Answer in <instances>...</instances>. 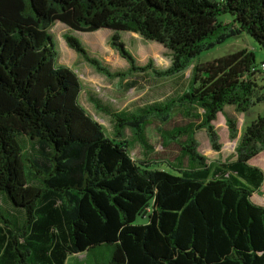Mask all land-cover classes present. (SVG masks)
Here are the masks:
<instances>
[{
    "label": "trees",
    "instance_id": "trees-1",
    "mask_svg": "<svg viewBox=\"0 0 264 264\" xmlns=\"http://www.w3.org/2000/svg\"><path fill=\"white\" fill-rule=\"evenodd\" d=\"M228 13V22L217 16ZM112 30L108 45L127 62L111 70L66 32L68 47L95 72L118 86L133 72L166 78L190 68L182 92L133 110H115L89 99L112 120V137L79 103L76 73L57 62L49 27ZM133 32L169 50L165 68L152 58L137 64L120 40ZM246 33L264 52V0H0V264H64L68 255L100 245L110 257L100 264H264V205L254 202L263 171L248 163L264 152V115L243 121L224 114L234 159L207 161L193 138L203 129L219 151L213 121L225 105L245 114L264 100L255 74L262 60L240 49L204 63L203 50ZM261 75V77H262ZM260 77V79H261ZM128 87V86H125ZM175 110L199 119L167 132L188 164L176 172L134 160L131 138L150 150L145 127L168 122ZM29 149L30 151H26ZM182 157V155H181ZM145 223H135L136 218Z\"/></svg>",
    "mask_w": 264,
    "mask_h": 264
},
{
    "label": "rangeland",
    "instance_id": "rangeland-1",
    "mask_svg": "<svg viewBox=\"0 0 264 264\" xmlns=\"http://www.w3.org/2000/svg\"><path fill=\"white\" fill-rule=\"evenodd\" d=\"M231 18L232 16L228 13L217 16V20L221 22H228ZM48 31L57 52V62L69 66L81 81L82 88L78 94L79 103L104 127L105 133L109 137H112V120L107 114L96 109L89 99L91 96L98 97L102 104H109L112 109L128 111L152 102H161L167 97H175L182 92L188 82L190 68L181 74L166 78L153 77L148 71L133 72L126 75L120 85L118 81L117 86L116 78L108 79L95 72L83 60L81 55L67 46L63 38V34L66 32L73 34L90 55L104 62L111 70L124 71L127 68V62L107 43L112 30L100 28L91 32L73 31L63 23L55 21ZM118 33L120 40L134 56L137 64H144L148 58H152L154 65L159 68H165L169 65V50L161 43L145 40L133 32L119 31ZM240 49L252 52L255 65L264 60V52L258 47L254 39L246 33H240L201 51L193 59V63L211 61ZM261 75L255 74L258 87L264 83V75L262 77ZM259 90L264 95V88H259ZM226 112L236 117L238 134H240L244 126L243 121L247 123L256 115H264V100L250 107L245 114L235 112L233 107L229 105H225L223 112L217 113L213 124L222 144L219 151L211 149L203 129H194L199 123V119L186 115L182 110H175L173 117L168 122L154 121L145 127L147 143L150 146L148 151H144L137 141L132 140L130 129L125 128L123 136L129 142L128 151L134 160L147 159L149 160L148 168L150 169H163L170 173H177L175 163L178 162L180 167H185L188 164V159L187 156L183 155L180 146V143L186 137L185 134L180 135L177 140L168 141L167 132L175 127L180 128L190 125L191 130L194 129L193 138L198 141L197 150L206 157L207 161L234 159V146L237 138L234 140L228 138V132L224 124V114H227ZM26 151L30 150L27 149ZM248 163L259 167L264 173V152H259L249 159ZM251 198L254 202L262 205L260 201L264 199V179L258 191L253 193ZM0 206L3 208L9 207V203L1 194ZM145 222L146 218L140 216L135 220V223ZM109 257V246L100 245L88 252L68 255L64 264H100L107 261Z\"/></svg>",
    "mask_w": 264,
    "mask_h": 264
},
{
    "label": "crops",
    "instance_id": "crops-1",
    "mask_svg": "<svg viewBox=\"0 0 264 264\" xmlns=\"http://www.w3.org/2000/svg\"><path fill=\"white\" fill-rule=\"evenodd\" d=\"M254 164H255V163H254ZM263 200H264V199H263ZM263 200H261V201H260V203H262V205H263V203H264V201H263ZM257 202H258V201H257Z\"/></svg>",
    "mask_w": 264,
    "mask_h": 264
},
{
    "label": "built area",
    "instance_id": "built-area-1",
    "mask_svg": "<svg viewBox=\"0 0 264 264\" xmlns=\"http://www.w3.org/2000/svg\"><path fill=\"white\" fill-rule=\"evenodd\" d=\"M261 67L264 68V64H262Z\"/></svg>",
    "mask_w": 264,
    "mask_h": 264
}]
</instances>
